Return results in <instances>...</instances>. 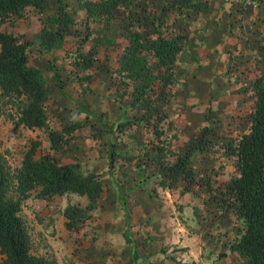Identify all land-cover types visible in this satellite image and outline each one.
I'll return each mask as SVG.
<instances>
[{
	"label": "rangeland",
	"instance_id": "374dc122",
	"mask_svg": "<svg viewBox=\"0 0 264 264\" xmlns=\"http://www.w3.org/2000/svg\"><path fill=\"white\" fill-rule=\"evenodd\" d=\"M77 1L63 0L67 10L76 8ZM147 1L149 8L158 5L157 0ZM198 1L202 2L199 12L193 11L186 20L181 18L175 23L194 38L179 54L175 66L177 99L169 108L172 123L163 125L169 143L165 148L183 154L195 148L205 127H210L207 147L192 154L190 166L198 177L212 175L219 179L223 173L218 171L223 170L225 174L231 168V161L220 145L228 135L246 129V114L251 105L247 87L264 70V2L257 5L254 0ZM57 7V1H50L41 15L31 9L13 25L6 24V28L32 41L31 62L44 68L47 74L51 87L47 105L49 125L58 126L60 119L76 117L84 126L74 132L75 138L67 150H50L46 131L16 125L18 107L4 99L0 154L13 173L23 152L36 141L37 155L50 151L60 162H78L99 173L107 183V194L80 224L78 232L65 228L63 210L69 204L85 205V197L65 194L49 200L33 196L23 200L21 215L32 252L53 258L56 264H150L159 258L157 254L153 256V251L164 249L165 253L169 249L174 253L167 257L171 258V264H190L191 259H199L198 246L200 251L204 249L199 242L202 237H214L211 247L222 248L226 239L234 237L233 218L222 213L197 184L192 192L185 194L180 192L181 185L174 189L158 186L156 166L143 165L144 160L138 157L139 147L150 137L140 122L134 130L123 128L109 138L120 153L114 177L125 191L129 213L128 220L125 218L119 206L117 186L108 171L109 145L106 143V125L133 115L126 106V95H122L125 80L117 72L124 45L123 15L118 13L108 25H97L93 36L103 35L114 42L96 45L92 81L87 82L81 79L87 70L69 61V54L78 44L77 37L71 36L58 50L47 51L38 45L40 16H49ZM76 17L85 18L84 10L78 9ZM93 45L94 40L87 41L82 49L89 52ZM52 56L60 87L45 68ZM16 195V182L10 179L8 196ZM124 234L131 237L133 244L126 242ZM219 253L213 257H219ZM225 261L223 258L220 263Z\"/></svg>",
	"mask_w": 264,
	"mask_h": 264
},
{
	"label": "trees",
	"instance_id": "16d2710c",
	"mask_svg": "<svg viewBox=\"0 0 264 264\" xmlns=\"http://www.w3.org/2000/svg\"><path fill=\"white\" fill-rule=\"evenodd\" d=\"M50 1L53 0H0V115L4 99L13 101L18 107L16 125L44 129L49 149L64 151L70 147L74 132L80 130L84 122L72 117L60 119L58 126L49 125L47 105L51 87L47 74L44 68L31 62L32 41L6 28V24L13 25L31 9L41 15ZM55 1L57 9L49 16H40L38 45L47 51L58 50L71 36L77 37L78 44L69 54V61L87 70L81 75L87 82L92 81L96 45L114 42L103 35L93 36L97 25H108L118 13L123 15L125 23L121 39L124 45L117 72L125 80L122 95H126V106L133 115L112 125L104 124L109 145L108 171L117 186L119 206L125 218L128 220L129 217L125 191L114 177L115 162L120 153L113 148L109 138L123 128L134 130L135 124L140 122L150 137L139 147L138 157L144 160L143 165L156 166L158 186L174 189L181 185L180 192L185 194L199 185L222 213L234 220L235 234L226 239V244L236 253L238 264H264V70L250 80L247 87L251 105L246 114V129L228 135L220 145L231 161L229 172L218 171L223 173L219 179L212 175L198 177L190 166V158L196 150L207 147L210 127H205L195 148L180 154L165 148L169 143L163 125L171 122L169 108L177 99L175 66L178 56L194 38L177 28L175 23L181 18L186 20L193 11L199 12L202 2L157 0L158 5L149 8L147 0H78L76 8L67 10L63 0ZM254 1L257 5L264 2ZM78 9L84 10L85 18L76 17ZM91 40L95 45L89 52L84 51V44ZM54 59L52 56L45 68L60 87ZM37 148L38 143L32 142L13 173L7 169L0 154V264H56L53 258L32 252L29 232L21 215L23 200L31 196L49 200L65 194L85 197V205L69 204L63 210L65 228L78 232L80 224L98 208L99 201L107 194V183L99 173L78 162H60L50 151L37 155ZM10 179L16 182L15 197L8 196ZM124 237L127 243L133 244L128 234Z\"/></svg>",
	"mask_w": 264,
	"mask_h": 264
},
{
	"label": "crops",
	"instance_id": "0c3cea01",
	"mask_svg": "<svg viewBox=\"0 0 264 264\" xmlns=\"http://www.w3.org/2000/svg\"><path fill=\"white\" fill-rule=\"evenodd\" d=\"M205 19L209 20L208 17H205ZM207 22L205 21L206 25ZM176 241H173V243H175ZM188 241H185V244H187ZM202 245V249L200 251V246H198L199 250L197 251L198 255H199V259L196 258V260L191 259V263L190 264H221L220 260L225 258L226 261L222 264H238V257L236 255V253L231 252L228 253L229 249H228V244H225L222 248L220 249H215L213 247H211V244L214 242V237H209V239L202 237V241L200 239L199 241ZM172 244V243H171ZM180 246H177V248H179ZM197 250V249H196ZM218 252H223V254H219V257H213L214 255H217ZM159 257L157 261L150 263V264H171V258H167L169 257V255H173L174 253H170L169 249L166 250V252L164 253L163 250L162 251H153V256L156 255ZM176 260H180V257H176ZM219 260V262H218ZM183 263V261L181 262ZM148 264V263H146ZM180 264V263H179ZM184 264V263H183Z\"/></svg>",
	"mask_w": 264,
	"mask_h": 264
}]
</instances>
